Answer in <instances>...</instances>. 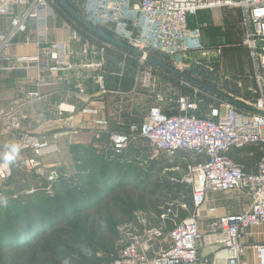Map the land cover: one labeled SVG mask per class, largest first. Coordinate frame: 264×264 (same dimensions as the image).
I'll return each mask as SVG.
<instances>
[{
	"label": "built area",
	"instance_id": "1",
	"mask_svg": "<svg viewBox=\"0 0 264 264\" xmlns=\"http://www.w3.org/2000/svg\"><path fill=\"white\" fill-rule=\"evenodd\" d=\"M226 7L241 11L246 33L245 45L252 50L255 61L257 91L251 92L256 96L245 101L236 100L243 106L217 95L216 100L213 99L207 108L203 109L196 95L182 94L176 98L171 113L164 112L158 106H152L141 123L131 122L127 132L113 133L109 131V122L99 118L101 109L86 105L81 109L82 114L91 116L92 119L76 129L90 132L96 141L107 137L111 157L122 156L130 141L140 138L155 151L168 157L183 151L191 152L197 159H203L188 167L193 208L191 216L169 231L162 226H144L141 235L127 234L130 241L124 240L122 248L108 264H208L198 254L201 246L224 250L227 253L224 260H216L212 264H241V256L244 253L241 241L246 231L254 227H264V0L82 2L81 17L86 22L97 28L111 29L114 38L141 53L140 57L137 56L141 61L149 62L147 59L151 54H159L167 57L171 67L177 71H181L188 55L207 51L201 43L200 30L190 26V18L200 12ZM49 9L48 0H0V15L9 16L10 19V29L7 32L0 30V54L2 50L14 45L18 35L28 31L31 22L33 40L25 38L23 44L34 45L38 50L33 56H0V61L14 63L13 68H0V72L11 71L18 66L27 69L37 65L39 73L34 90L10 101L8 107L0 109L2 132H17L19 136L15 147L0 149V209L7 202L4 193L11 190L6 182L12 176L13 168H19L26 173L35 172L44 177V191L49 197L53 196L56 184L62 176L57 170L58 167H48L43 163L45 157L58 152V147L50 143L45 135L22 130V124L28 120V116L20 113L23 107L46 99L41 89L47 88L51 83L42 78V73L51 75L64 68H80L70 65L69 58L74 53L71 46L79 44L81 38L74 32L68 42L51 41ZM10 10L13 13H10ZM111 48L110 43L81 45L80 53L83 56H102L98 61L86 62L83 66L102 70L105 56ZM222 49L223 47H215L212 51L218 55ZM128 54L134 55L130 52ZM94 80L98 90L105 92L103 74ZM148 81L150 76L146 74L142 85L145 86ZM75 88L77 99L85 103L82 99L86 96L83 87L77 85ZM60 110V113L74 111L73 108ZM252 146L260 147L263 154L255 164V171L246 172L228 153L233 149L242 150ZM25 150L30 151V156L21 155ZM34 190H26L23 194L32 195ZM233 190L242 191L249 197V209L240 214L217 217L211 228L202 233L199 229V217L206 194H227ZM11 197L17 199V194L14 193ZM214 212V208L208 209L209 215ZM254 250L258 264H264V241L255 245Z\"/></svg>",
	"mask_w": 264,
	"mask_h": 264
},
{
	"label": "rangeland",
	"instance_id": "2",
	"mask_svg": "<svg viewBox=\"0 0 264 264\" xmlns=\"http://www.w3.org/2000/svg\"><path fill=\"white\" fill-rule=\"evenodd\" d=\"M48 1L50 7L58 4V0ZM64 1L69 2L67 5L81 17L82 0ZM206 12L209 13L210 24L203 22L204 16L201 15L204 12L190 19L189 24L191 27L197 26L200 30L201 43L207 51L188 55L181 71H176L207 87L208 90L151 62H143L137 56H132L115 45V106L119 101L122 108H125L124 112L134 119L142 115L145 117L152 106H158L164 112L171 113L176 98L182 94L196 95V99L202 104L203 95L216 100L215 93L233 100L251 99L245 97L247 91L251 92V89L257 91L256 68L252 50L245 45L246 33L241 11L226 7ZM10 13L13 11L10 10ZM69 14L67 15L71 24L75 25L71 35L74 32L78 34L81 38L79 44L98 45L91 41L92 36L84 32L82 24ZM99 28L112 34L111 29ZM103 43L105 41L99 45ZM212 47L223 49L217 55L209 49ZM154 55L153 53L150 57L172 68L168 59L163 62L159 55L158 57ZM88 56H84L88 63L96 62L102 57ZM70 65L84 67V63ZM95 70L93 79L100 75L102 70L103 76L105 75L104 69ZM146 74L150 76V81L147 86H143L142 79ZM77 85L73 90L66 91V94L75 95ZM128 86L130 90H127ZM186 90L189 94L185 93ZM251 95L256 96L254 93ZM61 107L63 108L62 104L57 106L58 112L61 111ZM66 112L74 113L69 110ZM115 112H118L117 107ZM99 118H104L110 124V121L101 114ZM81 131L86 130L73 128L67 131L66 135H69L66 144L69 146L76 144L75 136ZM109 131L113 133L111 129ZM88 133L92 136L90 132ZM89 134L82 139H88L85 144H81L82 147H93ZM92 139L97 142V147L100 145L99 148L93 147L95 158L107 157L105 154L110 151L109 142L96 141L94 136ZM141 145L148 147L151 158L161 160V152L155 151L147 142ZM80 153L81 150L79 153L71 154V157L67 155L62 158L56 152L44 158L43 163L48 167L52 163L59 165L57 170L62 175L51 197L44 191V177L35 172L26 173L19 168H13L12 176L6 182L11 190L4 193L7 202L0 211V264H108L123 246V228L133 227V219H136L138 214L150 215L166 230L173 229L191 216L189 169L183 170L179 165L178 168L163 170L152 177H147V174L132 177L129 171H126V166L119 165L120 167L116 166L115 170H112L106 165L108 161L97 159L93 163L86 162L80 171L77 168L78 163L74 161L75 158L84 160L80 158ZM168 158L172 160L171 157ZM146 160L142 153L136 157V162L144 168ZM59 183L62 186L57 190ZM172 183L185 185L180 196L175 197L173 194L174 190L170 188ZM33 188L35 189L33 195H42L44 200L48 198L52 201L49 206L51 217L48 211L38 210L36 207L21 208L24 206L20 201L21 196H26L23 192ZM14 193L17 194V199L11 197ZM55 199L58 201L55 202ZM8 213L12 219L9 225L6 220Z\"/></svg>",
	"mask_w": 264,
	"mask_h": 264
},
{
	"label": "crops",
	"instance_id": "3",
	"mask_svg": "<svg viewBox=\"0 0 264 264\" xmlns=\"http://www.w3.org/2000/svg\"><path fill=\"white\" fill-rule=\"evenodd\" d=\"M199 14L197 16H199ZM195 17H191L190 19H193ZM9 21L10 19L8 16L0 15L1 31L7 32L10 29ZM74 26L75 25L71 24L69 16L62 13L59 10L57 4H54L53 7H50L49 38L51 41H68L71 32L74 29ZM192 27L198 28L197 26ZM84 32H87L86 34L88 36H92V40H90L97 44H101L104 41L105 43H110L107 40L92 33L88 29H84ZM33 37V24L31 22L29 24L28 31L25 34L18 35L14 40V45L11 48L2 50L0 56L9 57L17 55H36L38 51L36 46H26L23 44L25 38H30L31 40H33ZM112 45L113 49H111L105 56V63L103 67L105 73V92H100V90H98V87L94 79L92 78L96 70L92 68H64L58 73H54L51 75L48 73H42V78L48 80L51 85L47 88L41 89V92L46 95V99L23 107L20 110V113L22 115L28 116V120L24 121L22 124V130L26 132L30 131L31 134L45 135L49 141L55 142L58 147V155L63 158V156L65 157L67 155L71 157V146L66 144V140L69 135H66L67 131H70L73 128L76 129L85 121L91 120V117H87L80 113L81 108L85 105L100 108L101 116L106 117L110 121V129L112 132H122L118 129H127L130 122L136 121L137 123H141L144 115H142L140 118L131 119L129 115L124 112L125 108H122L119 101H117V104L115 106V45ZM71 48V50L75 52V54H72L70 56V64L82 65L83 63L88 62L87 59L80 54V44H73ZM213 48L215 47L209 49ZM39 64L42 65L41 62ZM36 66L37 65H32L27 69H24L22 66H18L11 71L0 72V109L6 108L11 100L18 99L28 91L35 89L36 78L39 74ZM6 67L13 68L14 63L10 61H0V68ZM77 84H81L86 91V96L82 97V99L86 101L85 103L79 102L76 94H66V91L73 90L74 86ZM127 90H130L129 86ZM59 104H62L63 108L66 109L73 108L74 113L58 112L57 106ZM115 107L118 108V112H115ZM37 120L39 123L35 122ZM2 131V126L0 125V149L15 147L17 145V139L19 138L18 133H4ZM88 134L89 133L87 131L79 132V134L75 136L76 144H85V141H87L88 139H82ZM89 137L94 144L93 147L96 148L97 142L92 139V136L90 134ZM103 141L108 142L107 137H104V140H102V142ZM99 147L100 145L97 148ZM230 153L232 155L233 161L241 165L246 172H254L255 164L258 161L257 159L260 157L259 155H261L260 153L262 152L259 148L248 147L242 150L233 149ZM21 155L25 157L30 156V151H22ZM15 161L16 160H14V162ZM52 165L56 167L59 166L56 163H52ZM250 204L251 201L249 197L238 190L230 191L227 194H223L220 192H208L206 194L205 204L200 211V231L202 233L208 231L211 228V224L217 217L240 214L247 211ZM210 208L215 209L213 215L208 214V209ZM263 241L264 227H254L246 231L241 241V244L244 247V253L241 256V264H258L254 246ZM198 254L202 259L206 260L208 264H212L216 260H224L227 256V253L224 250H213L202 246L198 249Z\"/></svg>",
	"mask_w": 264,
	"mask_h": 264
},
{
	"label": "trees",
	"instance_id": "4",
	"mask_svg": "<svg viewBox=\"0 0 264 264\" xmlns=\"http://www.w3.org/2000/svg\"><path fill=\"white\" fill-rule=\"evenodd\" d=\"M83 1L84 0H82V2ZM57 3H58L57 5L59 7V10L62 13L69 14L67 12V10L65 9V7H63L59 1H57ZM67 3H69V2H67ZM74 10L78 11L77 9H74ZM201 16H204V21H203L204 23L210 24V16H209L208 12L204 11V13ZM81 27L86 29L82 25H81ZM99 29L102 32H104L105 34H107L109 36H113L110 32H108V31H106V30H104L102 28H99ZM157 55H159V54H155L154 56H157ZM159 57H161L163 59V62L165 60H167V57H164V56H161V55H159ZM158 61L160 62V60H158ZM185 93L189 94V91L186 90ZM251 94H252V92L247 91V97H245V98H253V97H255V96H252ZM202 97H203L202 99H203L204 103L202 104V102H200L201 103L200 106L203 109H206L207 105L210 102H212L213 99L209 98L207 95H203ZM137 120H139V119H137ZM118 130H121L122 132H127V129H118ZM140 144H146V141L144 142V140H142L140 138L132 139L130 141V143H129L128 149L124 152V154L122 156H120V157H111L112 153L109 151V152H107V154H105V155H108V156L107 157L103 156V159H100L98 157L95 158V154L96 153H95V150L93 149V147H82L79 144H74V145H72L70 147V151H71V154L74 155V153H77V152L79 153V151L81 150V153H80L81 157L80 158H82L84 160H81V159L77 160L76 158L74 159V161H76L78 163L77 168L80 171H81V168L84 167L86 162L87 163H93V162L97 161V159H99V160L108 161L109 163L106 162V165H107L108 168H110L112 170H115V167L119 166V165L121 167H123V166L125 167L126 166V171L128 170L132 177H136L138 175L143 176L145 174H147V177H152V176H155L156 174H159L163 170L167 171V170H173V168H178L179 165L182 166L183 170H187L188 171V167L189 166H192V165L200 162L201 160L203 161V159H197L198 157L193 156V154L191 152H183V151L177 152L174 157H171L172 160L170 158L166 157V155L163 154V153H161V156H162L161 160H159V159L155 160L153 157L152 158L150 157V152H148V150H147L148 147H145L144 145L140 146ZM252 148H254V146H252ZM256 148H260V147H256ZM230 152L228 153V155H229V157L231 156L230 158L232 159V155H231ZM140 153H142V155L144 157H146V159H147L146 160L147 162L145 163V168L146 169L144 167H141L136 162V157L137 156L139 157ZM260 154L261 155H259L260 156L259 158H261L263 153H260ZM192 157H193L194 161H192ZM259 158L257 160H259ZM254 159H255V157H254ZM82 162H84V163H82ZM57 186H58L57 187V190H58L59 187L62 186V185L59 183ZM184 187H185V185L183 183H172L170 185V188H172L174 190L173 194L175 195V197L181 195L182 190H184ZM190 196H191V190H190ZM43 200H44V197L42 195H35V194L34 195L33 194L32 195H28V196L27 195L26 196L23 195V196H21V200L20 201H21V203L24 204V206L22 205L21 208H24L26 206L27 207L30 206V207H34V208L36 207V209H38V210L41 209V210L49 212V206L52 203V201L50 199H48V198H45L44 201ZM57 201L58 200L55 199V202H57ZM191 206H192V203H191ZM1 209H3V208H1ZM1 209H0V211H1ZM49 214H50V212H49ZM51 216L52 215L50 214V217ZM6 217H7L6 218L7 223L9 225L10 221L12 220V219H10L11 216H9V213H8ZM132 226L133 227L123 228L122 236L124 237L123 239L125 241H130V238L128 236L130 234L132 236L141 235L142 232L144 231V226L160 227L161 225H160V223L157 220H155L153 217H151L148 214H141V215L138 214L136 216V219H133ZM167 231H169V230H167Z\"/></svg>",
	"mask_w": 264,
	"mask_h": 264
},
{
	"label": "water",
	"instance_id": "5",
	"mask_svg": "<svg viewBox=\"0 0 264 264\" xmlns=\"http://www.w3.org/2000/svg\"><path fill=\"white\" fill-rule=\"evenodd\" d=\"M58 1L61 3V5H62L63 7H65V9H66V10H67V11H68V12H69V13H70V14H71V15H72V16H73V17H74L79 23H81L86 29H88V30L91 31L92 33H94V34L98 35L99 37H101V38L107 40L108 42H110V43H112V44H114V45H116V46H118V47L124 49L125 51H128V52H130V53H132V54H134V55H136V56H139V57L141 56V53H139V52H137L136 50H134V49L128 47L126 44L122 43L121 41L117 40L116 38H113V37H111V36H109V35L103 33L99 28L94 27V26L91 25L90 23L86 22L82 17H80L78 14H76V13H75V12H74V11L68 6V5H67V3H66L64 0H58ZM147 60H148L149 62H151V63L157 65V66H160V67H162V68L168 70L169 72H171V73H173V74H175V75H177V76H179V77H181V78H184V79H186V80H188V81H190V82L195 83L196 85L201 86V87L204 88V89L207 88V87L201 85L200 83H198V82H196V81H194V80H192V79L186 77L185 75H183V74L177 72L176 70H174V69H172V68H170V67H168V66H165V65L161 64L160 62L156 61L155 59H152L151 57H149ZM207 90H208V88H207ZM210 90H211V89H210ZM211 92H214V91L211 90ZM215 94H216V95H219V96H221V97H223L224 99H226L227 101H230V102L233 103V104H236V105H239V106H243L242 104L238 103L236 100H233V99H231V98H229V97H226V96H224V95H221L220 93H215ZM251 110H253V109H251Z\"/></svg>",
	"mask_w": 264,
	"mask_h": 264
}]
</instances>
